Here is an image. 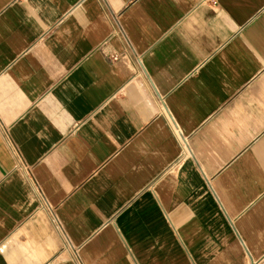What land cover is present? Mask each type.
Masks as SVG:
<instances>
[{
    "label": "crops",
    "instance_id": "1",
    "mask_svg": "<svg viewBox=\"0 0 264 264\" xmlns=\"http://www.w3.org/2000/svg\"><path fill=\"white\" fill-rule=\"evenodd\" d=\"M0 264H264V0H0Z\"/></svg>",
    "mask_w": 264,
    "mask_h": 264
},
{
    "label": "built area",
    "instance_id": "2",
    "mask_svg": "<svg viewBox=\"0 0 264 264\" xmlns=\"http://www.w3.org/2000/svg\"><path fill=\"white\" fill-rule=\"evenodd\" d=\"M209 1H212V2H214L215 0H209Z\"/></svg>",
    "mask_w": 264,
    "mask_h": 264
}]
</instances>
